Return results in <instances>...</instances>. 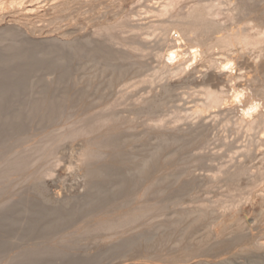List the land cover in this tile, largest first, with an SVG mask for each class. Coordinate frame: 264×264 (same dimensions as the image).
<instances>
[{"label": "rangeland", "instance_id": "rangeland-1", "mask_svg": "<svg viewBox=\"0 0 264 264\" xmlns=\"http://www.w3.org/2000/svg\"><path fill=\"white\" fill-rule=\"evenodd\" d=\"M25 1H28V0H25ZM56 1H58V0H56ZM56 1H55V3H56ZM68 1L70 3L67 2V0H64L63 2L65 4L69 3V5L70 4L72 5L71 2H74L75 0H73V1L68 0ZM83 1L85 2V0H81V1L78 0L79 3L80 2L83 3L82 7H81V5L79 6V7H81L79 10H80V12L82 11L84 14L87 13V15L81 14L83 16H81V18L79 17L80 20L78 19V21L76 22V24H77V25H75L76 27H72L71 29H70V27L66 28V27H68L66 25V21L62 20L61 18L58 17L64 23L59 19L57 21V19L54 18L55 16H52L50 9L45 8L46 5L43 4L44 6H41L42 3L38 4L37 2H35V3L31 2L32 3L31 4V3L25 2V3L20 5L21 7L15 6L13 8H10L9 10L5 9L2 12L0 11V61L2 60L0 62V68L4 67L5 61H7L5 65L8 66V64H10L9 61H12V63H15L16 60H18V61L24 60L25 55H26L25 53L27 51H28V53H32V54L35 53L37 58L41 59V60L38 59L40 61V63L42 62L43 64H49V63H51V61H54L52 63L63 61V62L68 64L71 61L70 64L67 65L68 67L65 64V67L68 70L70 69L69 71H67V76H66L67 82H66V78L64 79L61 76L63 78V80H65L63 82L62 78H60L59 73L55 74V71H53L51 69H47L44 67H41V69H40V67H39V69H38V67L35 68V69H38L39 71L35 70V69L32 71L33 76L32 75L30 76L31 82H30V79H29V82L27 79L26 82L23 81L24 83H22L23 88L19 87L20 93L22 95H24V97H21L22 95H20L19 90H18V92H16V94L19 93V95H17V98L18 97L19 98H18V100L16 99L18 101V102H16V101H14L15 100L14 97H16V94L10 93V95H12L11 97H9V94H8V99H10V100H8L9 102L8 101L7 102L9 104V106L11 104V106H10L11 109L6 108L4 111L6 114L3 112V114H5V119L9 120V119H11V118H9L10 116L13 117L14 115H17V113L19 114L21 111L22 112L26 111L28 109V105L30 104V103L27 104V102L30 101L31 104H34L37 102L35 100L39 99V98L38 99L35 98V96L41 97L44 95L43 96L44 99L41 98V100H38V103H40L39 101H41V102H42V100L48 101L50 98H53V102H52V99H50L49 102L54 103V100H55V104L60 105L58 113H57L58 115L56 116L60 120L58 121V119H57V121H56V119H54L55 124H56V122L57 123L59 122V124H60L61 121H63L61 123H64V124L66 123V121H67V123H70L71 121L75 122L76 120L79 119V117H83L82 122L84 124H81L82 122L79 124H76V125L72 124L73 126L70 127L71 130L72 129L78 130V128L79 129L81 128L80 126L87 128L90 125H93L94 122H96L97 120L110 119V117L114 118V117H116V115H117V117L122 116L123 118L125 116H127L126 119L132 120L133 123L136 124V125H133L134 128L132 126V131L131 132L129 131V135L131 137L135 136V138L133 137V140L135 139V141H138V142H134L133 147L131 146L132 147L131 149L130 148L127 149V150L130 149L127 152H130L131 150L134 151V152L129 153V154H131L130 157L133 159H135L138 156V150H140L141 148H144L145 146L148 147V149L144 148L145 150H151L149 147L152 148V151H154L153 150L154 147H156L155 149L159 148L160 147V145H159L160 141L163 142V139L166 140L167 136L169 137L168 138L169 140L167 139V141L171 140L174 142V140H176V142L177 141L179 142V143L177 142L178 143L177 150L179 151V146L182 143L192 140L193 137L198 136V134L201 132V133H204L206 135V137H205V135L202 134L201 135L202 139L205 138V139H207V141L204 140L202 142L203 144H200V145H202V146L204 145L206 147L203 148L201 146L202 148L200 147V149H203V150H200L199 147H197L198 145L196 143L195 145L193 144L194 146L191 145L193 147V149L190 146L191 150H193V151L190 150V152H188L189 151L188 150L186 153L189 156H191L190 159L188 158V160H189V162H191L193 164L192 172L194 174L193 173L191 174V178L189 176H187V174L185 173L186 170L184 171V169H183L184 173L182 171H180L181 173L175 172L176 173V176H175L174 171H176V170H174V169H177V168L173 167V165L171 166L167 161L162 165L165 167L161 168V171L158 175H156V173L148 174L150 176H146V179H143L141 182L146 181L145 183L148 182L149 184H151L153 181V182H155L157 189L156 188L154 189V191H155L154 195H151L152 192L149 193V195H151L152 197L145 195V197L147 196L148 198L145 199L143 197L145 200L144 199H142V200H144L145 205H147L149 207L148 209L151 210V213L153 212L152 209L154 207L158 206L157 210L155 209L153 213H155L156 215L158 214L159 216L157 215V217H159V218H155L156 216H154L155 220H154V222H151L152 223V225H151L150 221H153L152 219H153L154 214L152 215V219L150 220L149 218H151V214H150V216L147 214L150 211L147 212L145 209H142V211L145 210L144 212H147V213H145V214L142 213L144 216L142 214H140V218L143 216L142 220L146 221V219L149 216V218L147 220H150L149 225H148V221H146L147 222V225L145 224L146 227L143 226L144 222L142 220H140L139 217H137V212H136V217H135V213H133V211L137 210L135 208L136 205L139 206V204L141 203L142 200L140 201V203L138 200L135 201L136 205L132 202L133 203V204L131 203L132 206L129 204L130 209L133 213V214L131 213L130 216L133 217V220H136L135 218H138V220H136V221L138 222L139 226H143V227H142V229H141V227L139 229V227L137 226V222H136V226H135V224H134L135 222H134L133 223L134 225H131L132 227L135 226L134 229H132V230L129 229V228H131V226L128 228V230L130 231L128 233L129 234L131 233L130 235L125 234V233H127L125 231V233L122 232L119 235L113 236L114 237L113 240L111 238L112 236H109L110 237L109 238L107 235H110V234H106V232H104L102 229L95 231V232L93 231L92 232V233H94L93 235L91 232H90L91 234L88 233L90 235L81 234V229H82L83 224H86V226L88 224V226H90V227H91V225L94 226V223L96 225V222L100 219V216H98V215H101V216H103L104 214L109 215V213H104L105 210H106V212L111 211L110 212V214H111L114 212V208H115L116 213L115 212L114 213L116 216L118 215L117 210H120L121 212L123 210H125L127 206H124V204L122 203L123 208L125 207V209H121L120 206H122V205L119 203V201H121L119 199H118V202L116 201L120 205L119 209L117 208L118 205L117 206L114 205L116 203L114 201L115 199L110 200L112 203L107 202L101 208L102 210L101 209L95 210L94 212L90 211V213L87 211H84V212L82 211L81 214H78V216L70 219L65 224H63L62 227L58 228L57 230L49 232L48 234H47V232H45L44 233L45 236H38V235H34V234L31 235L30 234L29 236H27V238H24L22 235L26 231L25 229L27 227V224H29L28 222H30L29 219L31 218L30 217L32 214L31 211L33 210L32 207L34 208V210H35V208L37 209V211L35 210L36 212L40 211V209H41L40 212H42V208H43V212H44V210L46 211V209H47V211H49V212L52 211L51 216H53V215L55 216L56 215L55 212L58 211L61 207L63 208L64 206H67L70 204H79L80 205V203L85 200V199H83V198H85V197H83V195L86 192L88 193V191H90L89 189H91L92 187H90L91 181L87 180L84 177H81V170H80V173L76 172V170L74 172H71V170H66L64 167V164L62 163L58 167H55V169H53V172L51 171L50 174L49 173H48V175L46 174V177L37 180L38 182L37 181H32L33 183L31 181H30L31 183L27 182V184L26 183L24 184L25 186L23 185L24 189H23V186L17 187V191L13 190L11 192L12 194H10L11 195L10 197L12 198V199L10 198L11 202L9 200L8 201L9 203L8 202H7L8 204L6 203L7 206H9V207L14 206V207L9 208L6 205H3L4 209L0 208V213H4V216L2 214H1L2 216L0 215L2 218L4 217V219L0 218V220L1 219L2 220L11 219L12 215L15 217L18 216L17 218H15V219H18V221H16L17 223H15L14 226H10V225L0 226V246H1L0 249L2 250V251L0 250V264H17L14 260L16 259L17 256L20 255L21 252H26L27 248L29 250L33 249V250L38 251V254H36L33 257L24 259L20 264H47L50 261L54 264H60V263L64 264V261L66 260V258L68 259L69 257H70L69 258L70 260H76L77 259V260H80L81 262L83 261L84 264H147V261H149L148 262L149 264H159V263L160 264H189L188 260L191 257V255H192L193 261L190 259V264H206V263H203L205 260L208 262L207 264H220V263L221 264H223V263L224 264H264V216L262 214V213H264V203H263L264 201H262L263 197H264V193L262 191V190H264L262 188V187H264V183L261 182V184H260V182H259V183H257V185H258L257 187H255L256 184L254 186H252L255 188H258V187L259 188L258 189H252L253 190L252 193L249 194V192H251V190H250L251 186H249L248 180L247 179L244 180V178H245V177H243L244 175H239L240 177H237V175H235V174H238V172H239L238 167H240V165H241V169L242 168L243 169L249 168L248 170H249V175H250L251 174L250 172L253 171V173H254L255 166H257L258 163H260L259 157H261L262 154L264 153L263 152L264 147H262V146H264V145H262V143L264 144V142H263V140H264V134H263L264 133V130H263L264 124H262V126H263V128H262L261 123H259L260 126H259V128H257L258 122H259V118H257L258 119L257 123H256L257 126L256 125H253V126L259 130H257V129L255 130V128L253 129V127L251 128V129H253L252 131L248 130L249 128L248 129L244 128V127H247L246 124H245V126H243V123L241 121H239V124L236 123V122H238V120L236 118L239 119V116L236 117V115L233 114L236 112V114L238 115V112L235 108H231V110H233L232 111L233 116L229 117V119L227 117L232 115L231 112L229 113V111H228V109H230V108L218 109V110L214 109V111H213V109L211 111L208 110L209 112L208 113L206 112L207 114L204 113L205 115L203 114V116L200 115L202 113L198 114L199 112H197V114H196L197 110H193L196 107L195 105L196 104L198 105V101L204 100L203 99L204 97H202L203 96L202 93L204 90L202 91V89L205 87L204 83H206L208 85V79H209V84L211 83L210 85L213 86L214 89L219 90V88H220V90H222V91L229 90L230 87H232V85L236 82L235 81H233L234 83L231 81H229L230 83L228 82V80H227L228 79L227 78L228 73L226 72V70L220 71L218 69L219 70L218 71V70H216L217 68H215L214 66L213 67L215 68V70H214V68H212V66L211 67L209 66V68H208L205 64L206 62H204L205 61L204 59L197 60L198 62H195L196 64L192 63L193 65H191L190 67H189L190 63H188V65H186L187 66L186 68L183 67L182 64H180L181 67H183L182 71H181L180 66L172 65L173 66L172 67L170 65L171 67L168 68L167 65L162 64V63H164V60H165L164 59V55L166 52L165 50L169 47L168 43L172 42V44H174V38H173L174 37L173 36L174 31L169 32V35H171L170 33H172V35H171V36H173L172 38L169 35H168L169 38L166 37L167 35H164V38H163V30L162 29H159V31H160V33H162V35H160V33L158 34L159 31L156 28V27H158L157 26L158 19L155 16V13L153 14V12H152L150 14V10L152 8L155 9V7H156V5H155L156 1L155 0H147L148 3L146 2V0H138V2H137V0H135L137 3L134 0H127L124 2H123V0H118L119 4L116 2V0H114V1L111 0L112 2H114V4L117 3L116 6H114V7L112 6V8H111V5H114V4L110 0H106V1L104 0L105 1L104 3L102 0L101 1L96 0L97 2H95L94 0H91L92 2L89 0H86L85 4L88 1V4H86V5L84 4ZM208 1L213 2L214 0H208ZM215 1L218 2V0H215ZM219 1H224V0H219ZM243 1L242 0H237V1L236 0H229L230 5L232 3H233V5H235V3H236L235 6L231 5L230 6L231 8H233V9L237 8L238 10H240V12L238 10L236 11L238 13L233 12L234 11L233 10L232 12L234 14L227 11L229 5L228 6H225V5L218 6V8L221 7L220 11L218 10V8H216L214 10L215 13H213L210 17L208 16V18H210L211 21L213 23L215 22L216 24L212 25V27L209 26L210 28L207 27L209 29L199 27V29L200 28L201 29L197 30V34H196L195 38H197L201 42H204L202 40H205V42H206V39L212 40L213 38L215 39L217 37H220L222 35V30L224 31V29L235 28L234 27L235 24L232 22L234 20L240 21L242 23L243 22H246V23L250 22V23H248V25L246 24L247 27H246V25H244V27L249 28V29L253 28V27L255 28V25H258L261 22L260 21L261 16H262V18L264 17V15H261V13L264 11V4H263L264 0L263 1L262 0H243ZM110 2H111V4H110ZM241 2H243V3H241ZM254 2L256 3L255 5H257V6L253 5ZM259 2H261V3H259ZM75 3H76V1H75ZM99 3L101 4V6ZM245 3H247V6ZM94 4L95 5L99 4V5L97 6V8H95L94 12H88V10L90 8L89 6L90 5L93 6ZM130 4H133V5H130ZM134 4H136V5H134ZM145 4H146V6H145ZM259 4H261V5H259ZM87 5H89V6H87ZM95 5H94V7H95ZM118 5H119V7H118ZM129 5H130V8H129ZM237 5H238V7H237ZM251 5H253V6H251ZM108 6H110V8ZM85 7H86V9H85ZM117 7L123 13H120V11L118 10ZM144 7L146 9H144ZM253 7L254 8L256 7L255 9L258 8L257 9L258 11L255 10ZM105 8H106V11H105ZM113 8H114V11L117 10V12H115V14H114L115 16L111 15L114 11L113 12L111 11V14H109V12L107 11V9L110 11V9L113 10ZM131 8L133 11L130 10ZM252 8H253V10H252ZM128 10H130L131 12H129ZM146 10H149V11H147V13L149 12V14H145ZM127 11H128V13H127ZM102 12H104V13H102ZM251 12H254V13H251ZM98 13H99V15L101 14L102 18H101V16L100 17L97 16ZM116 13L119 17L121 15H125L127 13L129 15V18H127L128 21L126 20L125 24H127V26L125 29H123V28L114 29L115 33L114 32L113 33L115 34V36H114V40H113V39H110V37L108 35H105L103 33L102 34L99 33L98 31H100V32H102V31L96 30L95 28H97L96 25H99V24L101 26L111 25V23L114 22L113 20H116L119 18V17L115 18L117 16ZM138 13H139V15H138ZM230 13L234 16L233 17L234 20H232V21L229 20L230 15H231ZM95 15H96V17H95ZM128 15H127V17H128ZM236 15L237 16L239 15V16L237 17ZM130 16H132V17L130 18ZM258 18H260V19L258 20ZM97 19H98V23L95 24L97 22ZM125 19H124V21H125ZM154 19H156V20H154ZM99 20H101L100 23H99ZM109 20L111 23L109 22ZM256 20H258L257 24H255ZM60 21H61V23H60ZM135 21H136V23H135ZM89 22H90V24H87ZM92 22H94V23H92ZM29 23H30V25H29ZM128 23H129V25H128ZM151 23H152V25H150ZM78 24H79V27H78ZM82 24H83V26H82ZM92 24L94 27L91 26ZM64 25H65V27H64ZM148 25H149V27H148ZM80 26H82V27H80ZM150 26L152 27V29L156 28L157 30L156 31H155V29L152 30ZM216 26H217V28H216ZM127 27L129 28V30ZM135 27L140 28L142 32H143V29L146 27L147 28V29H145L146 33H145V31L143 33H141V31L139 29H136ZM39 28H42V29H39ZM158 28H160V27H158ZM92 29H94L98 34L95 33L94 30H92ZM119 29L123 30L122 31L123 34H121V31H119ZM204 29H205V31H204ZM130 30H132L131 32H129V33H131V35H127L128 33H126V34L124 33V32H128ZM138 30H139L140 35L137 33ZM150 30H152V32H150ZM91 31H93V32H91ZM250 31L254 32V30H250ZM45 33H48V34H46L47 36L45 35ZM49 33H51V34L49 35ZM73 33H74V36L73 35L71 36V34H73ZM68 34H69V36H68ZM83 34H85V35H83ZM99 34L104 35V36H101ZM144 34H145V39H143ZM167 34H168V32H167ZM148 35L151 36V37L149 36L151 39L150 38L147 39ZM123 36L126 39L125 38L122 39ZM133 36H135V37H133ZM104 37H106V38H104ZM193 37H194V35H193ZM87 38H88V40H87ZM135 38H137V39H135ZM82 39L87 42L86 43L87 48H84V49L79 48L80 45H82V43L84 42ZM98 39H100V40H98ZM164 39L167 41V43ZM91 40H92V42H91ZM105 40H106V42L108 40V42L107 43L104 42ZM26 41H27V44H26ZM70 41L72 44L70 43ZM77 41H79V42H77ZM142 41H145V43L143 44ZM13 42L15 43V45L13 44ZM39 42H41L42 44ZM127 42H129V43H127ZM23 43L25 45H23ZM61 43H63V44L61 45ZM90 43L93 45H96V46L100 44L99 47L102 45L103 49H105V50H106V47L108 46L106 51L109 54L111 53V55L115 54L116 56L121 57L119 59H120V62L121 61L123 62V64L120 63L119 60H117L115 63V64H117L116 65L117 67H115V68H117L118 70L111 68L112 70H116L120 73H123V76H122V74L119 75V79L116 81L117 83L112 82V77H113L112 72L113 71L109 67L107 68L106 59L101 58L97 54H96L97 55V57H96V55H94L90 52V50H89V46H91ZM117 43L119 46L117 45V47H116L115 44H117ZM9 44L10 45L12 44L11 46H9V48L11 47L10 50H9V48L7 49V47H8L7 45H9ZM16 44H17V46H16ZM28 44H30V46ZM66 44H69V46H67ZM74 44H76V45H74ZM83 45H84V43H83ZM110 45H111V50L109 47ZM64 46H65V48H64ZM29 47H31V49H33V47H34V49H33L34 51L31 50ZM35 47H37V50L35 49ZM69 47H71V48H69ZM123 47L125 48V50H123L124 49ZM49 48H50V50H49ZM161 48H163V49H161ZM12 49L14 50L13 53L18 51V52H16L17 54L15 53L14 55H12L13 54L11 51ZM44 49L46 50L45 53H44ZM108 49H109V51H108ZM76 50H78V52ZM88 50H89V52H87ZM117 50H118V52H117ZM36 51H37V53H36ZM79 51H81V52H79ZM216 51H214V57H212L213 55H211V59H213V60H216V58L219 60L220 58H218V57L223 55L222 51H220L221 52L220 56H219V53H220L219 50H218V54ZM244 51H246V50H244ZM251 51H252L251 48L250 49L248 48L246 52H243V53H246L244 55L243 54H237V55L233 54L235 58H238L236 63L239 65V68L244 70L243 72H242V70L239 71L240 72L239 76H241V79L244 78V79H242L243 81L240 79L241 81H237L238 83H236V84H242V83L244 84V81L247 79H253V81L256 80L255 85H257V87L255 90L256 91H257V89L263 90L262 93L260 91H257V94H259V96L262 98V97H264L263 95L261 96V94H264V83H263L264 82V57H263L264 54H262L263 58L258 59L257 56L254 55L255 53H253ZM52 52L54 55H52ZM247 52H249V53H247ZM9 54H11V56ZM160 54H163V55L161 56ZM19 55L21 56V58ZM92 55H93V57H92ZM8 56H10V57H8ZM236 56H238V57H236ZM8 58H9V60H8ZM84 58H85V60H83ZM42 59L44 61H42ZM135 59H136V61H135ZM45 60L47 62H45ZM67 60H69V61L66 62ZM256 60H257V63H255ZM2 63H3V65H2ZM105 63H106V65H105ZM203 64H204V66H203ZM124 66L127 69H125V71L124 70L121 71L122 68L123 69L125 68ZM133 67H135V68L132 69ZM192 67L193 68L195 67L196 70H193ZM205 67H207L208 69ZM200 68H202V69H200ZM80 69H81V71H80ZM128 69H130V70L132 69V70L130 71ZM199 69L202 71H200ZM0 70H2V69H0ZM4 70H7L6 72H8L10 75H12V78H13V76H14V78L16 77L14 71L11 70V68L5 67L3 69V71ZM183 70H184V72H183ZM126 71H129V73ZM137 71H138V73H137ZM96 72H97V74H96ZM239 72H237V75ZM89 73H90V75H89ZM92 74H96V75H93V77H95V78L92 77ZM132 74L135 76L132 77ZM87 75H88V78H87ZM262 75H263V77H261ZM84 76H85V78H84ZM108 76H109V78H108ZM208 76H209V78H208ZM71 77L73 78V82L71 79H70L71 82L70 81L68 82L69 78H71ZM83 78H84V80H83ZM206 78H208V79H206ZM120 79L121 80L123 79L124 81H120ZM12 80H14V79H12ZM74 80H75V82H74ZM76 80L77 81L79 80L77 82L78 84L76 83ZM88 80L89 81L91 80V81L89 82ZM100 80L102 81V83L100 82ZM145 80H146V82H144ZM107 81H109V83L111 82L112 84L110 83V85H107ZM128 82H129V84H128ZM30 83H31V85H30ZM82 83L87 84L89 87H90V83H92L91 87H93V90H91V91H93V92H90V90H89L92 88H89V87L86 88L87 85L86 86L84 85L83 87H85V89H88V91H89L88 93H92L93 99H95L94 102L95 101L98 102V100H100L99 108L97 109L98 103L97 104L95 103L96 105L95 104L93 105L91 102L93 99H91V101H90L91 104H89V106L87 107V108H89V111H91V113L90 112L88 113L86 108H82L80 106H79L80 108L74 106L75 107L74 109H76V111L71 108L73 106L70 104V102L73 100L72 95L75 94L74 91L76 90L77 92L74 96V99L77 98V96H79V93L81 92L79 90H80V87H82L80 84H82ZM99 83H101V84H99ZM260 83H262V84H260ZM23 84H26V86ZM73 84H74V87L76 89L72 91V89H74ZM27 87H28V89L30 88L29 89L30 91L26 90ZM65 87H68L67 89H70L72 91V93L68 92V94L70 93L69 97H66V96H68V94L66 95L67 91H66ZM77 87H79V88H77ZM83 87L81 89L82 92L84 90ZM33 88H34V90H33ZM41 88L42 89L47 88L46 90L51 91L50 95H49V93H47L49 96L47 94L46 95L42 94L46 91L44 90L42 92ZM96 88H97V90H95ZM105 88L108 90H106ZM64 89H65V91H63ZM77 89H79V90H77ZM96 91H98L99 93L100 92L104 93V91H105V94L103 95V97H101L103 99L100 98L101 94L96 95V93H95ZM107 91H109V92H107ZM170 91H173L172 94L167 93ZM24 92H26V93L24 94ZM29 93H31V94L29 95ZM36 93L39 95L40 94H42V95L37 96ZM53 93L55 94L54 95L55 97L53 96ZM106 93H107V96H106ZM26 94H28V95H26ZM60 94H61V96H60ZM25 95H26V97H25ZM90 95L91 94H89V96ZM94 95L97 96V98H99V99L94 98L95 97ZM168 95H170L172 97L169 96V98H167ZM20 97H21V99H20ZM64 97H66V98H64ZM87 97H88V95H87ZM107 98H108V100H107ZM56 99H58V101ZM60 99H61V101H60ZM23 100L25 102H23ZM26 100H29V101H26ZM67 100H68V102H67ZM56 101H57V103H56ZM59 101L62 103H59ZM101 103L103 106L101 105ZM201 103H202V101H201ZM20 104H22V106L24 105V107H21L23 110L20 108ZM111 104H112V106H110ZM12 105H13V107H12ZM9 106H7V107H9ZM100 106L103 107L102 108L103 112H102ZM104 106H106V108H104ZM151 107H154V108H151ZM68 108L71 109V111ZM109 108L110 109L113 108V109L109 110ZM263 108H264V106H263ZM63 109H64V111H63ZM80 109H84L83 113L86 112L85 113L86 115L81 113ZM72 111H75V112L73 113ZM263 111L264 110L262 109V112ZM193 112H194V114H193ZM24 113L25 112H23L21 114H24ZM43 113H44V110L42 108V110L39 109V114L36 115L37 117L35 116V117L25 118V119H34L35 120V121L30 120L32 122L28 121L29 123L26 124L27 126L25 128H27L30 133L28 132L27 129L24 128V130H26L29 133V134L27 133L29 135V137H30V135L31 136L34 135V132H35V135H34V137H30L32 139V141H31L27 135L23 134V131L21 132V134H22L21 136H20V134H18L17 135L18 139H19V137H20V139L28 137L29 141H31V142L27 143L26 141H28V140L24 139L26 141H22L19 139L18 145H16L17 150H18V147H19V151H20V148L24 149V146L26 148L36 147L41 142V141H39L40 136L44 135L45 133L53 132L52 129H54V125H55V124L53 125V121L52 122L47 121V122H49V124H46V121H42V122L40 121V119H42L41 114H43ZM107 113H109V115H107ZM95 114H98V115L96 116ZM222 114H223V117H222ZM2 116H4V115H2ZM84 116H85V119H84ZM98 116H100L101 118L99 119ZM104 116L107 118H105ZM56 117H52V118H56ZM135 117H137V118H135ZM224 117L227 119H225ZM232 117H236L235 120ZM221 118L223 119V123L221 121L222 120ZM2 119H4V117ZM95 119H96V121H95ZM135 119H137L136 121H138V122H136ZM159 120H160V122H159ZM225 120L226 121L228 120L227 122H225L226 125L224 124ZM36 121L37 122L39 121L41 123V125H42V123H44V125H42V126H44L46 129L43 131H46L47 129H48V131L45 133H42L43 128H41V125L40 126L37 125L39 122L37 123ZM263 121H264V118H263ZM260 122H262V119H260ZM33 123H34V127L32 126ZM240 123H242L241 126H240ZM59 124H58V126H56L57 129H55L54 132L59 129V127H60ZM87 124H89V125L86 126ZM202 126H203V128H202ZM61 127H62V124H61ZM147 127H148V129H147ZM40 128H41V130H40ZM260 128L263 130L262 133L260 131ZM36 129L37 130L39 129L38 130L39 133L41 131V133H40L41 135L39 137L37 136L38 133H37ZM133 129H134L135 133H133ZM194 130L196 132L200 131V130L201 131L197 132L198 133L197 134ZM162 131H164V133ZM205 131H206V133H205ZM8 132H6V133L8 134ZM191 132H194V133H191ZM24 133H25V131H24ZM159 133H161L164 137L165 136L166 137L164 138L163 136H161V134L159 136ZM260 133L263 135H260ZM165 134H167V135H165ZM178 134H180V135H178ZM191 134L193 135L192 139L190 137V136H192ZM173 135H175V136H173ZM143 136H145V137H143ZM137 137H138V139H136ZM42 138H43V136H42ZM145 138H147L148 140ZM170 138H174V139L172 140ZM185 139H187V140H185ZM67 140L68 139H66V141L62 140L61 142H59L60 144L57 143V144H55V146L53 145V147H56L55 148V153H56L55 156H57V154H59L58 157L61 155L62 156L64 155V157H66V155L69 152L70 145L75 143V141H73V143H71L69 140H68L69 141V143H68ZM70 140H72V139H70ZM139 140L143 141V143H140L141 141H139ZM165 140H164V142H165ZM180 140L182 142H180ZM260 140H262V142ZM20 141H22V142L19 143ZM144 141H145V144H144ZM151 141H154V142H151ZM229 141H230V143H229ZM32 142H35L36 144H33ZM22 143H24L25 145ZM67 143H68V145H67ZM76 143H78V142L76 141ZM151 143H152V145H154V147L151 145ZM204 143H206L207 145ZM20 144H22V146ZM80 144H82V142L81 143L79 142V144H74V145H76V147L79 148ZM148 144H150V145H148ZM176 144L175 145L173 144L174 146L172 145L173 148L174 147L176 148V146H177ZM31 145H33V147ZM64 145H66L67 148ZM136 146L137 147L139 146V147L137 148ZM208 146H210V147H208ZM53 147H51L52 148L51 153H52V151L54 152ZM59 147H62V149H60ZM194 147L198 148V149L195 150ZM171 150L168 151L169 153H167V155L168 154H169V156L172 155ZM174 150H176V149H174ZM174 150H172V153L174 152ZM198 150H199V152H198ZM55 153H52V154H55ZM132 153H134V154L132 155ZM206 153H208V154H206ZM214 154H215V157H214ZM200 155L202 156V159L198 160V158L200 159V157H201ZM133 156H135V157H133ZM189 156H187V157H189ZM195 156L197 159L195 158ZM206 157H208V158H206ZM204 158L206 160H204ZM244 158H245V160H244ZM220 159H221V162H220ZM222 159H224V160H222ZM261 159H263V156ZM192 160H193V162H192ZM196 160L199 163H197ZM194 161L196 163H194ZM209 164H210L211 168H210ZM261 165L264 167V160L261 161ZM234 167H235V170L238 169V170H236L238 172H236L234 170ZM166 169H167V171H166ZM194 169H195V171H194ZM216 169H217V171H218V169L220 171L216 173V171H215ZM228 169H231V170H228ZM164 170L166 171V173H164L165 172ZM168 170H172L173 172L169 171L170 172L169 173ZM210 170H212V172H215V174L211 173ZM246 170H245V176L248 175ZM227 171H228V173L230 171L229 175H228ZM255 171H256V169H255ZM224 172H225V174H223V175L227 174L226 177L222 175V173H224ZM166 174H169L172 177L174 175L175 176L174 178H176L178 176L175 179L178 182L177 181L175 182L174 179H172L174 182H172V180H171L170 183H168V188H167V186H166V188H164L165 184L161 179L163 178L162 176H164V178H165V176H169ZM184 174H186L187 177H184L185 176ZM154 175H156V176H154ZM159 175H162V176L159 177ZM179 175H181V176L179 177ZM212 175H214V177H212ZM215 176L218 179L217 182L213 181L215 179ZM230 176L232 177V179H229ZM12 177L14 179L15 175H12L8 178L9 184H13V183H15L14 181H17L16 179L13 180ZM211 177H212V179H208ZM152 178H154V179H152ZM155 178H157V179H155ZM237 178L239 179L238 183H237V181H238ZM158 180L163 185L161 187L162 189H160L161 184ZM189 180L190 181L193 180L194 182L192 181L191 183H189L190 182ZM181 181H182V183H181ZM185 181H189V182H185ZM94 182H96V180H92V183H94ZM99 182L100 181L98 180L96 183H99ZM211 182H213V183H211ZM92 183H91V185H92ZM145 183H140L141 186L139 185L138 190H140V189L143 190L144 188H146L148 183H147V185ZM26 185H28V186L26 187ZM249 187H250V189H248ZM170 188H171V190H169ZM141 190H140V192H142ZM160 190L162 191L161 193H160ZM165 190H167L166 192H168V193L165 194ZM169 191L172 192V194ZM0 192H1V189H0ZM13 193H15L16 196H13ZM245 193H247V195ZM262 194H263V197H261ZM249 195H250V197L248 198ZM164 196L166 198V201H163V200H165V198L163 199ZM170 196L172 198H170ZM160 198H162V201L160 200ZM40 199L42 201H40ZM260 199H262V200H260ZM80 200H83V201H80ZM157 201H160V202L157 204ZM28 202L30 204H32L30 207L32 210L29 208L31 211L29 209H26V208H25L26 210H23V208L26 207V205H28V206L30 205ZM155 202L157 205L155 204ZM34 203H35L36 207L33 206ZM36 203H38V207H37ZM39 203L41 206L43 205L42 208H40V209H39V207H40ZM153 204H155V206ZM152 205L154 206L153 208H152ZM15 206H17L18 209ZM19 206L21 207L22 211H20L21 209H19ZM58 207H59V209H58ZM131 207L134 210H132ZM142 207H144V206H142ZM5 208L6 209L8 208V210L10 209L11 212L7 210L8 212L5 213V210H6ZM49 208L51 210H48ZM52 208H54V211ZM56 208H57V210H56ZM128 208H129V206L127 207V209ZM144 208H147V207H144ZM138 209H139V207H138ZM198 209H200L202 214L204 213L205 216L202 215ZM1 210H3V211L1 212ZM128 210H127V212H128ZM194 210H196V211H194ZM19 211L21 212V215H20ZM102 211H104L103 214L101 213ZM157 211H158V213H157ZM13 212H15V213L13 214ZM16 212H19V213H16ZM22 212H24V214ZM86 213H89V214H86ZM122 213H124V211ZM125 213H126V211H125ZM7 214L9 216H7ZM15 214H17V215H15ZM29 214H30V216H29ZM129 214H130V210H129ZM129 214L127 213V215H129ZM146 214L148 216H146ZM111 215H114V214H111ZM125 215H124V217H125ZM190 215H191V217H190ZM201 215L206 220V227L201 228L199 231L200 226H198V224H196V223L198 222V219L201 218ZM188 216H189V218H188ZM6 217L7 218L10 217V218L6 219ZM96 217L98 220H94ZM186 217H187L188 221H186L187 220ZM156 219H158V220H156ZM139 220L142 223H139ZM168 220H170V221L172 220L171 222L170 221L169 222L172 224L173 229H174V227L176 228L177 239L179 240V242H180V239L183 238L182 237L183 233L187 229L189 230V227L192 226L193 230L188 235L189 236L188 238L191 239V242H189L190 239L189 240L187 239L188 242L186 241L187 242V243L185 242L186 244L181 243V244H178L176 246L162 245V246L158 247L156 249V251L148 252L146 254L145 253L146 249H144V245L147 246V244L150 240H152V242H154L156 240V236L159 237L160 234L163 235V233H166V231L168 234L169 230L171 229L170 225L168 224ZM193 220H195V221H193ZM186 222H188V223H186ZM173 223H174V225L176 224L177 226H174ZM179 223H180V226H179ZM192 223H193V225H192ZM167 224H168V227L166 228ZM23 225H24V227H23ZM186 225H187V227H186ZM196 225L198 226V228L196 227ZM135 228H138L137 229L138 231ZM207 228H208L207 231L209 233H210V231H212V236L210 234L211 238L208 237L209 233L206 231ZM27 229H28V227H27ZM166 229H168V230H166ZM183 229H184V232H183ZM204 229H205V233H204ZM205 234L208 235L207 237L209 239L205 238L206 237ZM120 235H121V237H120ZM164 235H166V234H164ZM178 235L179 236L181 235V238H179ZM186 235H187V233H186ZM184 236H185V233H184ZM106 237H108V238H106ZM115 237H118V238H115ZM109 241H110V243H109ZM177 242H176V244H177ZM117 244H119V245H117ZM141 245L143 246L144 252H143L142 248L139 250ZM199 246H200V249H198V250H201V247H202L203 253H201L199 256H196L199 254L200 251L198 252V254H195L194 251L197 250V247L199 248ZM194 247H195V250H193ZM45 249H49L53 253L52 257H44L40 254V252L44 251ZM116 249H118V250H116ZM192 251L194 253V256H196L195 258H193V254H191ZM219 251L220 252L222 251V252L220 253ZM57 252L66 253L65 254L66 257L63 256V258H61V257L58 258V256L56 255ZM185 252L187 254L190 252L188 254L189 256L185 255L186 254ZM18 253H19V255H18ZM181 254L184 256H182ZM180 255H181V258L184 260V263H182L183 261L181 262V260L179 261ZM53 256H54V258H53ZM55 257H57L56 260H55ZM149 257H151L152 259H149ZM186 258L188 259L187 262H186ZM153 259H154L155 263H154V261H152ZM173 260L174 261L176 260V261L173 262ZM170 261H172V262H170ZM179 262H181V263H179ZM197 262H199V263H197Z\"/></svg>", "mask_w": 264, "mask_h": 264}, {"label": "bare ground", "instance_id": "bare-ground-1", "mask_svg": "<svg viewBox=\"0 0 264 264\" xmlns=\"http://www.w3.org/2000/svg\"><path fill=\"white\" fill-rule=\"evenodd\" d=\"M54 1V2H53ZM55 1L56 0H28V1H25V0H0V11L2 12L3 10H5V9H10V8H13V7H18V6H20L21 4H23V3H25V2H28V3H35V2H37L38 4H41L42 3V5L41 6H44V5H46L45 6V8H47V9H50V12L52 13V16H55L54 18H56L57 19V21H58V19L59 18H61L62 20H64V21H66V25L68 26V27H66V28H69L70 27V29L72 28V27H76L75 25H77L76 24V22L78 21V19H79V17L81 18V16H83V15H81V14H84L82 11L80 12V8L82 7V5H83V3H79L78 2V0H75L76 1V3H75V1L74 2H71L72 3V5L70 4L69 5V1L67 0V2H69L68 4H65L63 1L64 0H58V1H56V3H55ZM73 1V0H72ZM81 1V0H80ZM89 1H91V0H89ZM95 2H97L96 0H94ZM101 1V0H100ZM103 1V3L106 1H104V0H102ZM111 1V0H110ZM112 1H114V0H112ZM111 1V2H112ZM124 1H127V0H123V2ZM135 1V0H134ZM156 1V3H155V5H156V7H155V9H151L150 10V14L153 12V14L155 13V16L157 17V19H158V24H157V26L158 27H160V28H158V27H156L157 29H158V31H159V29H162L163 30V38H164V35H167L166 37L167 38H169L168 37V35H169V32H171V31H174V34H173V36H171L172 35V33H170L171 35H169V36H171V38L173 37L174 38V44H172V42H170V43H168L169 44V47L165 50L166 52H165V55H164V63H162L163 65H167L168 66V68L169 67H171L172 65H177V66H180V68H181V71H182V68L183 67H187L186 65H188V63H190L189 64V67L191 66V65H193L192 63H194V64H196L195 62H198L197 60H199V59H204L205 61L204 62H206L205 64H206V66L209 68V66L211 67L212 66V68H217L216 70H220V71H225L226 70V72L228 73V82L229 81H231V82H233V81H235L236 83H238L237 81H241L242 79H244V78H242L241 79V76H239V74H240V72L239 71H241L242 70V72L244 71L243 69H241V68H239V65L236 63V61L238 60V58H235L234 57V55L236 54H246V53H243V52H246L247 51V49L249 48H251V52H253V53H255L254 55L255 56H257V58L258 59H261V58H263L262 57V54H264V17L262 18V16H261V22L258 24V25H255V28L253 27V28H245L244 27V25H248V23H250V22H248L247 20V22L248 23H246V22H240V21H236V20H234V16L231 14V13H233V12H235V13H238V12H236L238 9L236 8H231L230 6L231 5H233V3L230 5V2H229V0H224V1H219L218 0V2H216L215 0L213 1V2H210V1H206V0H155ZM237 1V0H236ZM243 1V0H242ZM263 1V0H262ZM84 2V1H83ZM85 2H86V0H85ZM85 2H84V4H85ZM92 2V1H91ZM94 2V3H95ZM111 2H110V4H111ZM116 2L118 3V0H116ZM136 2V1H135ZM137 2H138V0H137ZM136 2V3H137ZM146 2H147V0H146ZM244 2V1H243ZM243 2H241V3H243ZM31 3V4H32ZM74 3V4H73ZM113 4H114V2H112ZM117 3H115L114 5H111V8H112V6L114 7V6H116V4ZM126 3V2H125ZM130 3V2H129ZM132 3V2H131ZM134 3V2H133ZM148 3V2H147ZM235 3V2H234ZM240 3V4H241ZM249 3V2H248ZM259 3H261V2H259ZM44 4V5H43ZM52 4V5H51ZM86 4H88V1H87V3ZM85 4V5H86ZM92 4V3H91ZM100 4V3H99ZM99 4H94L95 5V7H94V5L92 6V5H87V6H89L90 8H89V10H88V12H94L95 11V8H97V6L99 5ZM119 4V3H118ZM246 4V6H247V3H245ZM256 3L254 2V4L253 5H255ZM258 4V3H257ZM264 4V3H263ZM81 5V7H79ZM130 5H133V4H130ZM130 5H129V8H130ZM134 5H136V4H134ZM154 5V6H155ZM220 5H225V6H228L229 5V7H228V10L227 11H229V12H231L230 14V19L229 20H234V21H232L235 25H234V27L235 28H231V29H224V31L222 30V35L220 36V37H217V38H213L212 40L211 39H209V40H207L206 39V42H205V40H202V41H204V42H201L200 40H198L197 38H195L196 37V34H197V30H200L199 29V27H203V28H207V27H212V25H214V24H216L215 22L213 23L212 21H211V19L210 18H208V16L210 17L213 13H215L214 12V10L216 9V8H218V6H220ZM235 5H236V3H235ZM235 5H233V6H235ZM244 5V4H243ZM253 5H251V6H253ZM259 5H261V4H259ZM25 6V5H24ZM37 6V5H36ZM86 6V7H87ZM100 6H101V4H100ZM142 6V5H141ZM145 6H146V4H145ZM255 6H257V5H255ZM21 7V6H20ZM86 7H85V9H86ZM109 8H110V6H108ZM118 7H119V5H118ZM117 7V8H118ZM237 7H238V5H237ZM88 8V7H87ZM101 8V7H100ZM108 8V9H109ZM116 8V9H117ZM133 8V7H132ZM132 8L130 9L131 11H133L132 10ZM220 8L221 7H219L218 8V10L220 11ZM254 8V7H253ZM253 8H252V10H253ZM256 8V7H255ZM254 8V9H255ZM261 8V7H260ZM25 9V8H24ZM107 9V11L109 12V14H111V11L113 12L114 11V8H113V10L112 9H110V11ZM141 9V8H140ZM144 9H146L145 7H144ZM258 9V8H257ZM257 9H255V10H257ZM101 10V9H100ZM104 10V9H103ZM118 10H119V8H118ZM130 10H128L129 12H131ZM234 10V11H233ZM246 10V9H245ZM250 10V9H249ZM254 10V11H255ZM260 10V9H259ZM85 11V10H84ZM105 11H106V8H105ZM120 11V10H119ZM128 11H127V13H128ZM147 11H149V10H146V13L145 14H149V12L147 13ZM233 11V12H232ZM239 12H240V10H238ZM258 11V10H257ZM263 11V10H262ZM39 12V11H38ZM98 12V11H97ZM101 12V11H100ZM115 12H117V10L116 11H114L111 15H113V16H115L114 14H115ZM245 12V11H244ZM102 13H104V12H102ZM120 13H123V12H121L120 11ZM125 13V12H124ZM125 14V15H121L120 17L117 15V13H116V17L115 18H118V19H116V20H113L114 22L113 23H111L110 22V20H109V22L111 23V25H103V26H101L100 24L99 25H96V27L97 28H95L96 30H101L102 32H100V31H98L99 33H103V34H105V35H108L109 37H110V39H113L114 40V36H115V32H114V29H116V28H123V29H125L126 28V26H127V24H125L126 23V20H127V18H129V15L128 14ZM251 13H254V12H251ZM260 13V12H259ZM258 13V14H259ZM264 13V11L261 13V15H264L263 14ZM93 14V13H92ZM91 14V15H92ZM95 14V13H94ZM234 14V13H233ZM84 15H87V13L86 14H84ZM106 15V14H105ZM120 15V14H119ZM127 15H128V17H127ZM138 15H139V13H138ZM97 16H101V14L99 15V13H98V15ZM154 16V15H153ZM237 16V15H236ZM239 16V15H238ZM237 16V17H238ZM51 17V16H50ZM59 17V18H58ZM94 17V16H93ZM95 17H96V15H95ZM104 17V16H103ZM132 16H130V18H131ZM259 17V16H258ZM101 18H102V16H101ZM106 18V17H105ZM126 18V19H125ZM236 18V17H235ZM52 19V18H51ZM61 19H59V20H61ZM94 19V18H93ZM108 19V18H107ZM124 19H125V21H124ZM136 19V18H135ZM210 19V20H209ZM257 19V18H256ZM260 18H258V20H259ZM53 20V19H52ZM55 20V19H54ZM61 20V21H62ZM80 20V19H79ZM87 20V19H86ZM85 20V21H86ZM95 20V19H94ZM154 20H156V19H154ZM252 20V19H251ZM258 20H256V23L255 24H257V21ZM56 21V20H55ZM61 21H60V23H61ZM84 21V22H85ZM93 21V20H92ZM96 21V20H95ZM100 21L101 20H99V23H100ZM128 21V20H127ZM130 21V20H129ZM63 22V21H62ZM83 22V21H82ZM87 22V21H86ZM103 22V21H102ZM157 22V21H156ZM217 22V21H216ZM49 23V22H48ZM51 23V22H50ZM64 23V22H63ZM92 23H94V22H92ZM98 23V19H97V22L95 23V24H97ZM109 23V24H110ZM135 23H136V21H135ZM87 24H90V22L89 23H87ZM29 25H30V23H29ZM43 25V24H42ZM54 25V24H53ZM86 25V24H85ZM128 25H129V23H128ZM150 25H152V23L150 24ZM223 25V24H222ZM247 25H246V27H247ZM82 26H83V24H82ZM82 26H80V27H82ZM91 26H93V24L91 25ZM147 26V25H146ZM241 26V27H240ZM47 27V26H46ZM56 27V26H55ZM64 27H65V25H64ZM78 27H79V24H78ZM77 27V28H78ZM86 27V26H85ZM84 27V28H85ZM94 27V26H93ZM130 27V26H129ZM148 27H149V25H148ZM151 27V26H150ZM154 27V26H153ZM209 27V28H210ZM243 27V28H242ZM249 27V26H248ZM43 28V27H42ZM42 28H39V29H42ZM53 28V27H52ZM57 28V27H56ZM62 28V27H61ZM128 28V27H127ZM136 28V27H135ZM142 28V27H141ZM156 28H153V29H155V31L157 30ZM209 28H207V29H209ZM215 28V27H214ZM216 28H217V26H216ZM63 29V28H62ZM136 29H139L140 31H141V29L140 28H136ZM145 29H147L146 27L143 29V32L145 31ZM151 29H152V27H151ZM152 29V30H153ZM65 30V29H64ZM79 30V29H78ZM92 30H94V29H92ZM128 30H129V28H128ZM139 30H138V34L140 35V33H139ZM152 30H150V32H152ZM250 30H254V32H251ZM77 31V30H76ZM81 31V30H80ZM79 31V32H80ZM84 31V30H83ZM119 31H121V34H123L122 33V31L123 30H120L119 29ZM132 30H130V31H128V32H124L125 34L126 33H128L127 35H131V33H129V32H131ZM148 31V30H147ZM204 31H205V29H204ZM48 32V31H47ZM91 32H93V31H91ZM94 32L95 33H97L95 30H94ZM114 32V33H113ZM142 31H141V33H143ZM166 32V33H165ZM167 32H168V34H167ZM52 33V32H51ZM51 33H49V35L51 34ZM66 33V32H65ZM69 33V32H68ZM77 33V32H76ZM81 33V32H80ZM145 33H146V31H145ZM160 33V31L158 32V34ZM207 33V32H206ZM46 34H48V33H45V35ZM98 34V33H97ZM101 34H99V35H101ZM135 34V33H134ZM210 34V33H209ZM67 35V34H66ZM74 36V33L73 34H71V36ZM79 35V34H78ZM83 35H85V34H83ZM93 35V34H92ZM126 35V36H127ZM160 35H162V33H160ZM193 35H194V37H193ZM38 36V35H37ZM47 36V35H46ZM68 36H69V34H68ZM101 36H104V35H101ZM150 35H148L147 37V39H149L150 37H149ZM130 37V36H129ZM133 37H135V36H133ZM137 37V36H136ZM139 37V36H138ZM162 37V36H161ZM165 37V38H166ZM211 37V36H210ZM68 38V37H67ZM104 38H106V37H104ZM125 37L123 36V38L122 39H124ZM128 38V37H127ZM155 38V37H154ZM158 38V37H157ZM166 38V39H167ZM207 38V37H206ZM74 39V38H73ZM116 39V38H115ZM126 39V38H125ZM129 39V38H128ZM127 39V40H128ZM135 39H137V38H135ZM143 39H145V34H144V38ZM151 39V38H150ZM83 40V39H82ZM87 40H88V38H87ZM98 40H100V39H98ZM97 40V41H98ZM112 40V41H113ZM165 40V39H164ZM4 41V40H3ZM44 41V40H43ZM84 41V40H83ZM82 41V42H83ZM90 41V40H89ZM130 41V40H129ZM134 41V40H133ZM163 41V40H162ZM166 41V40H165ZM172 41V40H171ZM24 42V41H23ZM45 42V41H44ZM67 42V41H66ZM75 42V41H74ZM77 42H79V41H77ZM91 42H92V40H91ZM95 42V41H94ZM104 42H106V40L104 41ZM107 42H108V40H107ZM106 42V43H107ZM115 42V41H114ZM17 43V42H16ZM38 43V42H37ZM39 43H41V42H39ZM48 43V42H47ZM68 43V42H67ZM70 43H71V41H70ZM83 43H84V45H83ZM82 43V45H80V49H84V48H87V46H86V41H84ZM96 43V42H95ZM127 43H129V42H127ZM142 43L144 44L145 43V41H142ZM166 43H167V41H166ZM13 44L15 45V43L13 42ZM18 44V43H17ZM17 44H16V46H17ZM26 44H27V41H26ZM42 44V43H41ZM63 43H61V45H62ZM72 44V43H71ZM91 44V43H90ZM165 44V43H164ZM167 44V45H168ZM172 44V45H171ZM12 45V44H11ZM10 44L9 45H7L8 47H7V49L9 48V46H11ZM23 45H25L24 43H23ZM29 46H30V44H28ZM67 46H69V44H66ZM74 45H76V44H74ZM93 44H91V46H89V50H90V52L92 53V54H94V55H99L101 58H105L106 59V62H107V68L109 67L110 69L111 68H113V69H117V68H115V67H117L116 65L117 64H115L116 63V61L117 60H119V62H120V59L119 58H121L120 56L118 57V56H116L115 54H113V55H111V53L109 54L106 50H107V48H108V46L106 47V50L105 49H103V47H102V45L99 47V45H93ZM116 45V47H117V45H118V43L117 44H115ZM140 45V44H139ZM142 45V44H141ZM153 45V44H152ZM78 46V45H77ZM84 46V47H83ZM96 46V47H95ZM119 46V45H118ZM54 47V46H53ZM57 47V46H56ZM61 47V46H60ZM110 47V50H111V45L109 46ZM11 48V47H10ZM10 48H9V50H10ZM30 49H31V47H29ZM58 48V47H57ZM64 48H65V46H64ZM67 48V47H66ZM69 48H71V47H69ZM120 48V47H119ZM124 48V47H123ZM136 48V47H135ZM134 48V49H135ZM29 49V50H30ZM33 49H34V47H33ZM33 49H31V50H33ZM35 49L37 50V47H35ZM63 49V48H62ZM61 49V50H62ZM74 49V48H73ZM161 49H163V48H161ZM28 50V49H27ZM49 50H50V48H49ZM68 50V49H67ZM89 50L87 51V52H89ZM123 50H125V48L123 49ZM217 50V51H216ZM218 50H219V52L220 51H222L223 52V55H221L220 56V54H221V52L219 53V56L220 57H218V58H220L219 60L216 58V60H213V59H211V55H213L212 57H214V51H216L217 52V54H218ZM244 50H246V51H244ZM12 51V53H13V49L11 50ZM22 51V50H21ZM34 51V50H33ZM45 49H44V53H45ZM48 51V50H47ZM58 51V50H57ZM73 51V50H72ZM77 52H78V50H76ZM83 51V50H82ZM108 51H109V49H108ZM16 52H18V51H16ZM15 52V53H16ZM40 52V51H39ZM79 52H81V51H79ZM117 52H118V50H117ZM213 52V53H212ZM250 52V51H249ZM249 52H247V53H249ZM263 52V53H262ZM15 53H13L12 55H14ZM36 53H37V51H36ZM55 53V52H54ZM61 53V52H60ZM84 53V52H83ZM127 53V52H126ZM17 54V53H16ZM19 54V53H18ZM26 55H25V58H24V60H20V61H18V60H16L15 61V63H12V61H9L10 62V64H8V66L7 65H5L6 64V62L7 61H5V64H4V67H2V68H0V69H2V70H0V189H1V192H0V208H2V209H4V206L3 205H6V203L10 200V202H11V195L10 194H12L11 192L14 190H16L17 191V187H22L25 183L27 184V182H29V183H31L32 181H37V180H39V179H41V178H44V177H46V174L48 175V173L50 174V172L52 171L53 172V169H55V167H58L59 165H61L62 163L64 164V167H65V169L66 170H71V172H74L75 170H76V172H79L80 173V170H81V177H84V178H86L87 180H89V181H91V183H92V180H96V182L99 180L100 182L99 183H96V182H94V183H92V185H91V183H90V187H92L91 189H89L90 191H88V193L86 192L84 195H83V197H85V198H83V199H85L84 201L83 200H80V201H83V202H79L80 203V205L79 204H70V205H67V206H64L63 204V208L61 207L60 209H59V207H58V211H56L55 212V216L53 215V216H51V212H49V211H47V209H46V211L44 210V212H43V208H42V206L40 205V203H39V205H40V207H39V209L40 208H42V212H40L41 211V209H40V211H38V212H36L37 211V209L35 208V210H34V208L32 207V209L30 208L31 207V205L32 204H30L29 202V206L28 205H26V207H22L23 208V210H26V209H29L31 212H32V214H31V216H30V214H29V216L31 217L30 219H29V221L30 222H28L29 224H27V227H28V229H27V227H26V231L22 234L23 235V237L24 238H27V236H29L30 234L32 235V234H34V235H38V236H45V232H47V234L49 233V232H52V231H55V230H57L58 228H60V227H62L63 226V224H65L67 221H69L70 219H72V218H74V217H76V216H78V214H81L82 213V211L84 212V211H87V212H89L90 213V211L92 212H94L95 210H100L107 202H111L110 200H114L115 202L117 201L118 202V199L119 200H121V201H119V203L122 205V203L124 204V206H129V210H130V214H129V210L127 209V207H126V209H125V207L123 208V205L122 206H120L117 202V204L115 203L114 205H118L117 206V208L119 209V206H120V208L121 209H125V210H123L124 211V213H122L120 210H117V212H118V215L116 216L115 215V213H116V211H115V208H114V212L113 213H111V214H114V215H111L110 214V212L108 211V212H106V210H105V212L104 211H102L101 213L103 214V212L104 213H109V215H103V216H101V215H98V216H100V219L98 220L97 219V217L94 219V220H98L97 222H96V225H95V223H94V226H92L91 225V227L90 226H88V224H87V226H86V224H83V226H82V229H81V234H88V233H92L93 231L95 232V231H98V230H103L104 232H106V234H110V235H107L108 237L109 236H112L111 238H112V240L114 239V237L113 236H116V235H119L120 233H122V232H124L125 233V231L127 232V233H125V234H129L128 232H130L129 230H128V228L131 226V225H134L135 224V226H136V220H138V218H135L136 220H133V217H131L130 215H131V213H132V211H131V209H130V205H131V203L133 202L134 204H135V201H139V203H140V201L142 200V199H146V198H148L147 196H150V197H152L151 195H154V189L156 188V184H155V182H153L152 180V183L151 184H149L148 182V185H147V183H145V182H141L143 179H146V176H150V175H148V174H150V173H152V174H154V173H156V175H158L159 173H160V171H161V168L162 167H165V166H162L166 161L172 166L173 165V167H175V168H177V169H174L173 167V169L174 170H176V171H174L173 169V171H174V173L175 172H180V171H182L183 173H184V171H185V173L187 174V176H189L190 178H191V174L193 173L192 172V169H193V164L191 163V162H189V160H188V158L190 159V157L191 156H189L188 154H186L187 153V151L188 152H190V150H191V148H190V146L191 145H195L196 143H197V147H199V149H200V147L202 146V145H200V144H203L202 142L204 141V140H206L207 141V139H205V138H203L202 139V137H201V135L202 134H204V133H201L200 131L202 130H200V131H197V132H200L199 134H198V136H196V137H193V135L192 136H190L191 137V139H192V137H193V139L192 140H190V141H186V142H184V143H182L180 146H179V151L177 150V147H178V143L176 142V140H174V142L173 141H167V139L169 138L168 136L166 137L167 139L165 140V139H163V142L162 141H160V147L159 148H157V149H155L156 147H154V145H152V143H151V145L154 147V151H152V148L151 147H149L151 150H145L144 148H147L148 149V147H144V148H141L140 150H138V156L135 158V159H133V158H131L130 157V155L131 154H129L130 152H134V151H130V152H127V151H129L132 147H133V143L134 142H138V141H135V139L133 140V137L135 138V136H133V137H131L130 135H129V131L131 132L132 131V126L133 125H136V124H134L133 123V121L132 120H129V119H126V117L127 116H125L124 118L122 117V116H120V117H117V115H116V117H110V119H103V120H97L96 121V119H95V121L96 122H94V124L93 125H90L89 127H87V128H85V127H83V126H80L81 128L79 129L78 127V130H71V126H73L72 124H74V125H76V124H79V123H81L82 121H83V117H79V119L78 120H76L75 122H73V121H71L70 123H67V121H66V123L64 124V123H61V122H63V121H61L60 122V124H59V122L57 123L56 122V124L54 123V119H56V121H57V113H58V110H59V107H60V105H58V104H55V100H54V103H52L53 102V98H50V99H52V102L50 103L49 101H50V99L48 100V101H46V100H42V102L41 101H39L40 103H38V100H41V98L42 99H44L43 98V96H41V97H36L35 96V98H39L38 100H35V101H37L36 103H34V104H31V102L29 101V100H26V101H29V102H27V104H29L28 105V109L26 110V111H23V112H25L24 114H21V113H23L22 111L18 114L17 113V115H14L13 117L12 116H10L9 118H11V119H5V109L6 108H9V109H11L10 108V106H11V104H10V106H9V104H8V100H10V99H8V94H9V97H11L12 95H10V93H13V94H16V92H18V90H19V93H20V88L19 87H22V83H24V82H26V80L28 79V82H29V79H30V76L32 75L33 76V73H32V71L35 69V68H37L38 67V69H39V67H40V69H41V67H44V68H47V69H51V70H53V71H55V74L56 73H59V75H60V78H66V76H67V71H69L66 67H65V64H66V66L68 65V64H70V62L67 64V63H65V62H63V61H59V62H56V63H52V62H54V61H51V63H49V64H43L42 62L40 63V61L39 60H41V59H39V58H37V56H36V54L34 53V54H32V53H28V51L25 53ZM85 54V53H84ZM87 54V53H86ZM149 54V53H148ZM234 54V55H233ZM7 55V54H6ZM10 56H11V54H9ZM45 55V54H44ZM52 55H54L53 54V52H52ZM77 55V54H76ZM97 55H96V57H97ZM161 56L163 55V54H160ZM159 55V56H160ZM10 56H8V57H10ZM17 56V55H16ZM15 56V57H16ZM20 56V55H19ZM18 56V57H19ZM39 56V55H38ZM84 56V55H83ZM148 56V55H147ZM160 56V57H161ZM240 56V55H239ZM17 57V58H18ZM46 57V56H45ZM49 57V56H48ZM47 57V58H48ZM56 57V56H55ZM59 57V56H58ZM92 57H93V55H92ZM151 57V56H150ZM236 57H238V56H236ZM242 57V56H241ZM7 58V57H6ZM5 58V59H6ZM20 58H21V56H20ZM60 58V57H59ZM71 58V57H70ZM163 58V57H162ZM243 58V57H242ZM249 58V57H248ZM39 59V60H38ZM66 59V58H65ZM64 59V60H65ZM79 59V58H78ZM134 59V58H133ZM137 59V58H136ZM136 59H135V61H136ZM161 59V58H160ZM257 59V60H258ZM8 60H9V58H8ZM12 60V59H11ZM14 60V59H13ZM59 60V59H58ZM83 60H85V58L83 59ZM127 60V59H126ZM147 60V59H146ZM257 60H256V62L255 63H257ZM2 61V60H1ZM0 61V62H1ZM42 61H44L43 59H42ZM69 60H67L66 62H68ZM77 61V60H76ZM101 61V60H100ZM128 61V60H127ZM132 61V60H131ZM45 62H47L46 60H45ZM84 62V61H83ZM203 62V63H204ZM261 62V61H260ZM120 63H122L123 64V62L121 61ZM133 63V62H132ZM136 63V62H135ZM103 64V63H102ZM125 64V63H124ZM180 64H182V66L183 67H181V65ZM208 64V65H207ZM2 65H3V63H2ZM11 65V66H10ZM105 65H106V63H105ZM104 65V66H105ZM158 65V64H157ZM171 65V66H170ZM202 65V64H201ZM226 65H228V66H230V67H225ZM137 66V65H136ZM135 66V67H136ZM203 66H204V64H203ZM202 66V67H203ZM214 66V67H213ZM7 68V67H9V68H11V70H13L14 71V73H15V75H16V77L14 78V76H13V78H12V75H10L8 72H6L7 70H4L3 71V69L4 68ZM68 67V66H67ZM125 67V66H124ZM135 67H133L132 69H134ZM138 67V66H137ZM173 67V66H172ZM188 67V68H189ZM196 67V66H195ZM194 67V68H195ZM201 67V66H200ZM207 67H205V68H207ZM120 68V67H119ZM193 68V67H192ZM193 68V70H196V68L194 69ZM204 68V67H203ZM207 68V69H208ZM211 68V69H212ZM215 68H214V70H215ZM258 68V67H257ZM38 69H35V70H38ZM121 69V68H120ZM125 69H127L126 67L123 69H121V71L122 70H124L125 71ZM131 69V70H132ZM177 69V68H176ZM175 69V70H176ZM198 69V68H197ZM200 69H202V68H200ZM199 69V70H200ZM109 70V69H108ZM112 70V69H111ZM118 70V69H117ZM128 70H130V69H128ZM130 70V71H131ZM185 70V69H184ZM184 70H183V72H184ZM218 70V71H219ZM246 70V69H245ZM39 71V70H38ZM44 71V70H43ZM79 71V70H78ZM80 71H81V69H80ZM113 72H112V82H116L118 79H119V75L120 74H122V76H123V73H120V72H118V71H116V70H112ZM200 71H202V70H200ZM37 72V71H36ZM35 72V73H36ZM126 72H128L129 73V71H126ZM177 72V71H176ZM207 72V71H206ZM237 72H239L238 73V75H237ZM127 73V74H128ZM136 73V72H135ZM137 73H138V71H137ZM13 74V73H12ZM96 74H97V72H96ZM96 74H92V77H93V75H96ZM104 74V73H103ZM102 74V75H103ZM140 74V73H139ZM58 75V74H57ZM89 75H90V73H89ZM125 75V74H124ZM141 75V74H140ZM154 75V74H153ZM170 75V74H169ZM175 75V74H174ZM53 76V75H52ZM62 76V77H61ZM86 76V75H85ZM85 76H84V78H85ZM135 75H133L132 74V77H134ZM260 76V75H259ZM69 77V76H68ZM102 77V76H101ZM107 77V76H106ZM131 77V78H132ZM153 77V76H152ZM261 77H263V75L261 76ZM32 78V77H31ZM63 78H62V80H63ZM76 78V77H75ZM80 78V77H79ZM82 78V77H81ZM84 78H83V80H84ZM87 78H88V75H87ZM90 78V77H89ZM93 78H95V77H93ZM100 78V77H99ZM98 78V79H99ZM108 78H109V76H108ZM208 78H209V76H208ZM208 78H206V79H208ZM257 78V77H256ZM12 79H14V80H12ZM70 79L72 80V82H73V78L71 77V78H69V80H68V82L70 81ZM97 79V80H98ZM144 79V78H143ZM156 79V78H155ZM169 79V78H168ZM241 79V80H240ZM263 79V78H262ZM33 80V79H32ZM61 80V81H62ZM96 80V79H95ZM105 80V79H104ZM103 80V81H104ZM24 81V82H23ZM65 80H63V82H64ZM79 81V80H78ZM77 80H76V83L78 82ZM89 81V80H88ZM91 81V80H90ZM89 81V82H90ZM111 81V80H110ZM120 81H124L123 79L121 80L120 79ZM204 81V80H203ZM207 81V80H206ZM243 81V80H242ZM256 81V80H255ZM255 81H253V79H247V80H245L244 81V84L242 83V84H236V83H234L233 85H232V87H230V89L229 90H226V91H222V90H220V88H219V90H216V89H214L213 88V86H211L210 84H209V79H208V85L206 84V83H204L205 84V87L202 89V91H203V93H202V97H204L203 99L204 100H200V101H198V105L196 104H194L195 106V108L193 109V110H197L196 111V114H197V112H199L198 114H200V113H202V114H200L201 116H203V114L205 113V114H207L209 111H211L212 109H213V111H214V109H226V108H230V109H228V111H229V113L231 112V114H232V111L233 110H231V108H235L236 110H237V112H238V115L236 114V110L234 111L235 113H233V114H235L236 115V117L237 116H239V119L238 118H236V117H232V118H234V120H235V118L238 120V122H236V123H238L239 124V121H241L242 123H243V126H245V124H246V126L247 127H244V128H249L248 130H250V131H252L254 128H255V130L257 129V128H259V123H261V127L263 128V126H262V124H264V121H263V118H264V111L262 112V109L264 110V108H263V106H264V97H260L259 96V94H257V91H260L261 93H262V89L261 90H259V89H257V91L255 90L256 89V87H257V85H255L256 83H255ZM263 81V80H262ZM30 82H31V79H30ZM33 82V81H32ZM35 82V81H34ZM42 82V81H41ZM66 82H67V78H66ZM71 82V81H70ZM74 82H75V80H74ZM82 82V81H81ZM95 82V81H94ZM93 82V83H94ZM99 82V81H98ZM100 82L102 83V81L100 80ZM105 82V81H104ZM127 82V81H126ZM144 82H146V80L144 81ZM101 83H99V84H101ZM111 83V82H110ZM110 83H109V81H107V85H110ZM117 83V82H116ZM177 83V82H176ZM230 83V82H229ZM264 83V82H263ZM27 84V83H26ZM26 84H23V85H25L26 86ZM35 84V83H34ZM59 84V83H58ZM63 84V83H62ZM67 84V83H66ZM78 84V83H77ZM89 84V83H88ZM95 84V83H94ZM98 84V85H99ZM112 84V83H111ZM128 84H129V82H128ZM260 84H262V83H260ZM21 85V86H20ZM30 85H31V83H30ZM38 85V84H37ZM43 85V84H42ZM69 85V84H68ZM82 87L85 85H87V84H84V83H82V84H80ZM91 85H92V83H90V87L87 85L86 86V88L87 87H89V88H92V89H89L90 90V92H93V91H91V90H93V87H91ZM106 85V86H107ZM124 85V84H123ZM230 85V84H229ZM28 86V85H27ZM36 86V85H35ZM47 86V85H46ZM137 86V85H136ZM148 86V85H147ZM37 87V86H36ZM80 87V86H79ZM79 87H77V88H79ZM82 87H80V90L79 89H77V90H79V91H81L80 93H79V96H77V98H75L74 99V96H75V94H76V88L74 87V84H73V88L74 89H72V91L73 90H75L74 92H75V94L74 95H72L73 97H72V101L70 102V104L71 105H73L71 108L72 109H74L75 107L74 106H76V107H78V108H80V107H82V108H86L87 109V112L89 113H91V111H89V108H87L88 106H89V104H91V102H92V104L94 105L95 103L98 105V107H97V109L99 108V104H100V100H98V102H94V100L95 99H93V96H92V93H88L89 91H88V89H85V87H83V92H82ZM115 87V86H114ZM121 87V86H120ZM144 87V86H143ZM152 87V86H151ZM262 87V86H261ZM23 88V87H22ZM26 88V87H25ZM68 87H65V89H66V91H67V93H66V95L68 94V92H71L72 93V91L70 90V89H67ZM95 88V87H94ZM111 88V87H110ZM116 88V87H115ZM160 88V87H159ZM167 88V87H166ZM201 88V87H200ZM30 89V88H29ZM28 89V87H27V89L26 90H29ZM42 89V88H41ZM47 88H44V89H42L41 91L43 92L44 90L46 91V92H44V93H42V94H47V93H49V95H50V93H51V91H48V90H46ZM65 89L63 90V91H65ZM99 89V88H98ZM106 89V88H105ZM182 89V88H181ZM33 90H34V88H33ZM32 90V91H33ZM69 90V91H68ZM95 90H97V88L95 89ZM102 90V89H101ZM104 90V89H103ZM106 90H108V89H106ZM144 90V89H143ZM30 91V90H29ZM78 91V92H79ZM99 91V90H98ZM98 91H96L95 93H96V95L98 94V95H100L101 94V96H100V98L101 97H103V95L105 94V91H104V93L102 92H98ZM123 91V90H122ZM200 91V90H199ZM23 92V91H22ZM98 92V93H97ZM107 92H109V91H107ZM172 92L173 91H170V92H167V93H171L172 94ZM19 93H17L16 94V97H14L15 98V100L14 101H16V102H18L17 100H18V98H17V95H19ZM26 92H24V94H25ZM35 93V92H34ZM121 93V92H120ZM200 93V92H199ZM259 93V92H258ZM260 93V94H261ZM31 93H29V95H30ZM37 94V93H36ZM42 94H40V95H42ZM70 94V93H69ZM69 94H68V96H66L65 94V96L66 97H69ZM89 94H91L90 96H89ZM94 94V93H93ZM110 94V93H109ZM127 94V93H126ZM201 94V93H200ZM199 94V95H200ZM20 95H22L21 93H20ZM26 95H28V94H26ZM26 95H25V97H26ZM39 94H37V96H38ZM39 95V96H40ZM48 95V94H47ZM48 95V96H49ZM55 94L53 93V96H54ZM63 95V94H62ZM87 95H88V97H87ZM166 95V94H165ZM264 96V94H261V96ZM60 96H61V94H60ZM59 96V97H60ZM92 96V97H91ZM95 96V95H94ZM106 96H107V93H106ZM169 96L170 95H168L167 96V98H169ZM174 96V95H173ZM21 97H24V95H22ZM21 97H20V99H21ZM30 97V96H29ZM55 97V96H54ZM66 97H64V98H66ZM90 97V98H89ZM99 97V96H98ZM119 97V96H118ZM170 97H172V96H170ZM28 98V97H27ZM26 98V99H27ZM34 98V97H33ZM34 98V99H35ZM94 98H97V96H95ZM126 98V97H125ZM17 99V100H16ZM19 99V100H20ZM24 99V98H23ZM29 99V98H28ZM46 99V98H45ZM70 99V98H69ZM91 99H93L92 101H91ZM97 99H99V98H97ZM96 99V100H97ZM101 99H103V98H101ZM145 99V98H144ZM173 99V98H172ZM25 100V99H24ZM23 100V102H25ZM33 100V99H32ZM57 101H58V99H56ZM66 100V99H65ZM107 100H108V98H107ZM121 100V99H120ZM123 100V99H122ZM167 100V99H166ZM165 100V101H166ZM8 101V102H7ZM13 101V100H12ZM21 101V100H20ZM57 101H56V103H57ZM60 101H61V99H60ZM59 101V103H62V102H60ZM91 101V102H90ZM103 101V100H102ZM201 101H202V103H201ZM7 102V103H6ZM11 102V101H10ZM64 102V101H63ZM67 102H68V100H67ZM119 102V101H118ZM137 102V101H136ZM66 103V102H65ZM104 103V102H103ZM106 103V102H105ZM111 103V102H110ZM117 103V102H116ZM195 103V102H194ZM201 103V104H200ZM7 104V105H6ZM23 104V103H22ZM22 104H20V108L21 107H24V105L22 106ZM95 104V105H96ZM166 104V103H165ZM200 104V105H199ZM101 105H102V103H101ZM7 106H9V107H7ZM65 106V105H64ZM80 106V107H79ZM103 106V105H102ZM107 106V105H106ZM106 106H104V108H106ZM110 106H112V104L110 105ZM167 106V105H166ZM12 107H13V105H12ZM69 107V106H68ZM101 107V106H100ZM128 107V106H127ZM42 108H43V110H44V113L43 114H41V118L42 119H40V121L42 122V121H46V124H49V122H52L53 121V125H54V129H52L53 130V132H49V133H45V132H47L48 131V129L46 130V131H43V130H45L46 128L44 127V126H42V125H44V123H42V125H41V123L39 122H35L37 125H41V128H43L42 129V133H45L44 135H42L43 136V138H42V136H40L41 134V131H40V133L38 132V130H37V133H38V137H39V141H41L40 142V144L39 145H37L36 147H33V145H31L33 148H26L25 146H24V149H21L20 148V151H19V147H18V150L16 149L17 148V146L16 145H18V141H19V139H20V137H19V139L17 138V135L18 134H20V136L22 135L21 134V132L23 131V134L24 135H27L28 137H29V130L27 129V128H25L27 125L26 124H28L29 122H32V121H35L34 119H25V118H30V117H35L36 115H38L39 114V109H41L42 110ZM93 108V107H92ZM102 108L103 107H101V110H102ZM151 108H154V107H151ZM22 109V108H21ZM69 109V108H68ZM85 109V110H86ZM91 109V108H90ZM113 109V108H112ZM112 109H110L109 108V110H112ZM156 109V108H155ZM15 110V109H14ZM23 110V109H22ZM70 111H71V109H69ZM75 111H76V109H74ZM81 110V113H83V110L84 109H80ZM96 110V109H95ZM106 110V109H105ZM104 110V111H105ZM115 110V109H114ZM209 110V111H208ZM231 110V111H230ZM13 111V110H12ZM16 111V110H15ZM63 111H64V109H63ZM69 111V112H70ZM75 111H72L73 113L75 112ZM107 111V110H106ZM3 112L5 113V114H3ZM18 112V111H17ZM96 112V111H95ZM102 112H103V110H102ZM101 112V113H102ZM112 112V111H111ZM195 112V111H194ZM194 112H193V114H194ZM207 112V113H206ZM223 112V111H222ZM225 112V111H224ZM78 113V112H77ZM86 112H84L83 114L84 115H86L85 114ZM227 113V112H226ZM14 114V113H13ZM16 114V113H15ZM70 114V113H69ZM100 114V113H99ZM113 114V113H112ZM117 114V113H116ZM195 114V115H196ZM204 114V115H205ZM224 114V113H223ZM223 114H222V117H223ZM233 114L232 115H230V116H228L227 118L229 119V117H231V116H233ZM2 115H4V116H2ZM8 115V114H7ZM44 115V116H43ZM64 115V114H63ZM96 116L98 115V114H95ZM101 115V114H100ZM107 115H109V113H107ZM106 115V116H107ZM135 115V114H134ZM137 115V114H136ZM44 118H43V117ZM79 116V115H78ZM207 116V115H206ZM4 117V119H2ZM7 117V116H6ZM37 117V116H36ZM52 117H56V118H52ZM61 117V116H60ZM99 117V119L101 118L100 116H98ZM105 117V116H104ZM212 117V116H211ZM262 117V118H261ZM96 118V117H95ZM105 118H107V117H105ZM109 118V117H108ZM130 118V117H129ZM135 118H137V117H135ZM156 118V117H155ZM179 118V117H178ZM225 118V117H224ZM227 118H225V119H227ZM257 118H259V122H258V126L256 125V123H257ZM75 119V118H74ZM84 119H85V116H84ZM133 119V118H132ZM222 119V118H221ZM260 119H262V122H260ZM30 120H32V121H30ZM60 119H58V121H59ZM137 119H135V121H136ZM152 120V119H151ZM29 121V122H28ZM47 121H49V122H47ZM69 121V120H68ZM87 121V120H86ZM132 121V122H131ZM222 121V123H223V119L221 120ZM228 121V120H227ZM226 120L224 121V124L226 125V123L225 122H227ZM136 122H138V121H136ZM159 122H160V120H159ZM203 122V121H202ZM201 122V123H202ZM88 123V122H87ZM242 123H240V126L242 125ZM58 124L60 125V127H61V124H62V127L60 128L59 127V129L58 130H56L55 132H54V130L55 129H57V127L56 126H58ZM81 124H84L83 122L81 123ZM154 124V123H153ZM214 124V123H213ZM51 125V124H50ZM89 124H87L86 126H88ZM138 125V124H137ZM206 125V124H205ZM209 125V124H208ZM253 125H256L257 126V128L256 127H254ZM29 126V125H28ZM32 126L34 127V123L32 124ZM47 126V125H46ZM215 126V125H214ZM48 127V126H47ZM56 127V128H55ZM253 127V129H251ZM24 128L25 129H27L28 130V132L26 131V130H24ZM29 128V127H28ZM32 128V127H31ZM39 128V127H38ZM41 128H40V130H41ZM84 128V129H83ZM133 128H134V126H133ZM202 128H203V126H202ZM207 128V127H206ZM242 128V127H241ZM33 129V128H32ZM147 129H148V127H147ZM205 129V128H204ZM203 129V130H204ZM10 132H8V131ZM212 130V129H211ZM247 130V131H248ZM257 130H259V129H257ZM263 130H264V128H263ZM263 130L260 128V131H261V133L263 132ZM24 131H25V133H24ZM259 131V132H260ZM6 132H8V134L6 133ZM161 132V131H160ZM163 133H164V131H162ZM173 132V131H172ZM180 132V131H179ZM203 132V131H202ZM258 132V133H259ZM28 133V134H27ZM133 133H135V131H134V129H133ZM143 133V132H142ZM167 133V132H166ZM191 133H194V132H191ZM205 133H206V131H205ZM211 133V132H210ZM260 133V135H263V134H261ZM160 134L161 133H159V136H160ZM181 134V133H180ZM180 134H178V135H180ZM23 135V136H24ZM34 135H35V132H34ZM34 135H30V137H34ZM165 135H167V134H165ZM187 135V134H186ZM205 135V134H204ZM158 136V135H157ZM161 136H163L162 134H161ZM173 136H175V135H173ZM189 136V135H188ZM213 136V135H212ZM25 137V136H24ZM28 137L26 138H22V139H20V140H22V141H26V140H28L29 141V139L32 141V139L29 137V139H28ZM37 137V138H38ZM143 137H145V136H143ZM164 137V136H163ZM164 137V138H165ZM177 137V136H176ZM175 137V138H176ZM184 137V136H183ZM187 137V136H186ZM205 137H206V135H205ZM215 137V136H214ZM262 137V136H261ZM42 140H41V139ZM160 138V137H159ZM162 138V137H161ZM209 138V137H208ZM24 139H26V140H24ZM66 139H68L71 143H73V141H75V143L74 144H79V142L81 143L82 142V144H80L79 146V148H77L76 147V145H74V144H71L70 145V149H69V152H68V154L66 155V157H64V155L62 156H59L58 157V155L59 154H57V156H55L56 155V153H55V148L56 147H53V145L55 146V144H57V143H59V142H61L62 140H64V141H66ZM70 139H72V140H70ZM136 139H138V137L136 138ZM145 139H147V138H145ZM170 139H174V138H170ZM180 139V138H179ZM67 140V142L69 143V141ZM144 140V139H143ZM148 140V139H147ZM154 140V139H153ZM160 140V139H159ZM164 140H165V142H164ZM169 140V139H168ZM185 140H187V139H185ZM189 140V139H188ZM218 140V139H217ZM216 140V141H217ZM234 140V139H233ZM22 141H20L19 143H21ZM26 141L27 143H30L31 141ZM76 141L78 142V143H76ZM139 141H141V140H139ZM222 141V140H221ZM261 142H262V140H260ZM151 142H154V141H151ZM157 142V141H156ZM159 142V141H158ZM162 142V143H161ZM180 142H182L181 140H180ZM188 142V143H187ZM220 142V141H219ZM235 142V141H234ZM238 142V141H237ZM263 142H264V140H263ZM25 143V142H24ZM24 143H22V144H24ZM33 144H36L35 142H32ZM68 143H67V145H68ZM140 143H143V141H141ZM177 143V144H176ZM226 143V142H225ZM229 143H230V141H229ZM228 143V144H229ZM22 144H20L21 146H22ZM26 144V143H25ZM24 144V145H25ZM60 144V143H59ZM138 144V143H137ZM136 144V145H137ZM144 144H145V141H144ZM176 144L177 146H176V148L174 147L173 148V146ZM204 144H206V143H204ZM211 144V143H210ZM236 144V143H235ZM148 145H150V144H148ZM173 145V146H172ZM193 145V146H194ZM200 145V146H199ZM207 145V144H206ZM262 145H264L263 143H262ZM65 147H66V145H64ZM132 146V147H131ZM157 146V145H156ZM217 146V145H216ZM51 147H53L54 148V152L52 151V153H55V154H52L51 153ZM64 147V148H65ZM137 147V146H136ZM139 147V146H138ZM137 147V148H138ZM173 149H172V148ZM192 147V146H191ZM203 148L204 147H206V146H202ZM201 147V148H202ZM208 147H210V146H208ZM224 147V146H223ZM262 147H264V146H262ZM60 149H62V147H59ZM58 148V149H59ZM63 148V149H64ZM67 148V147H66ZM128 148H130L129 150H127ZM195 148V147H194ZM174 150V149H176V150H174V152L172 153V150ZM192 149H193V147H192ZM196 149H198V148H195V150ZM242 149V148H241ZM134 150V149H133ZM169 150H171V156H169V154L167 155V153H169L168 151ZM200 150H203V149H200ZM62 151V150H61ZM64 151V150H63ZM177 151V152H176ZM191 151H193V150H191ZM198 152H199V150H198ZM238 152V151H237ZM258 152V151H257ZM262 152V151H261ZM264 152V151H263ZM58 153V152H57ZM137 153V152H136ZM193 153V152H192ZM205 153V152H204ZM233 153V152H232ZM129 154V155H128ZM134 153H132V155H133ZM206 154H208V153H206ZM54 155V156H53ZM137 155V154H136ZM135 155V156H136ZM203 155V154H202ZM249 155V154H248ZM135 156H133V157H135ZM187 156H189V157H187ZM201 156V155H200ZM218 156V155H217ZM251 156V155H250ZM262 156H263V159H261L262 158ZM262 156L261 157H259V159H260V163H258V165L257 166H255V168H254V173H253V171L252 172H250L251 174L249 175V168L246 170L245 168L243 169H241V165H240V167H238V169H239V172L238 171H236V170H238V169H236L235 170V167H234V170L236 171V172H238V174H235V175H237V177H240L239 175H244L243 177H245L244 178V180L245 179H247L248 180V183H249V186H251V189H250V187L248 188V189H250L251 190V192H249V194L250 193H252V189H258V188H255V187H257L258 185H257V183H259L260 182V184H261V182L262 183H264L263 181H264V167L261 165V161L262 160H264V153L262 154ZM205 157V156H204ZM214 157H215V154H214ZM241 157V156H240ZM258 157V156H257ZM195 158H196V156H195ZM206 158H208V157H206ZM192 159V158H191ZM197 159V158H196ZM202 159V156L200 157V159L198 158V160H201ZM211 159V158H210ZM204 160H206L205 158H204ZM222 160H224V159H222ZM244 160H245V158H244ZM192 162H193V160H192ZM196 162H197V160H196ZM195 161H194V163H196ZM201 162V161H200ZM204 162V161H203ZM220 162H221V159H220ZM197 163H199V162H197ZM209 163V162H208ZM237 163V162H236ZM220 164V163H219ZM166 165V164H165ZM195 165V164H194ZM221 165V164H220ZM224 165V164H223ZM235 165V164H234ZM233 165V166H234ZM245 165V164H244ZM250 165V164H249ZM204 166V165H203ZM208 166V165H207ZM209 166H210V164H209ZM170 167V166H169ZM249 167V166H248ZM168 168V167H167ZM210 168H211V166H210ZM213 168V167H212ZM215 168V167H214ZM171 169V168H170ZM183 169H184V171H183ZM198 169V168H197ZM208 169V168H207ZM206 169V170H207ZM226 169V168H225ZM255 169H256V171H255ZM73 170V171H72ZM172 170H168V172L170 171H172ZM228 170H231V169H228ZM245 170H246V172L248 173V175H246L245 176ZM251 170V169H250ZM253 170V169H252ZM165 171V170H164ZM163 171V172H164ZM166 171H167V169H166ZM166 171L164 172V173H166ZM172 171V172H173ZM194 171H195V169H194ZM204 171V170H203ZM209 171V170H208ZM211 171V173H214L215 174V172H212V170H210ZM216 171V173L217 172H219L220 170L218 169V171H217V169L215 170ZM162 172V173H163ZM169 172V173H170ZM206 172V171H205ZM234 172V171H233ZM161 173V174H162ZM173 173V174H174ZM177 173V174H178ZM181 173V172H180ZM227 173H228V171H227ZM186 174H184L185 176L184 177H187L186 176ZM194 174V173H193ZM206 174V173H205ZM221 174V173H220ZM223 174H225V172L224 173H222V175ZM230 174V171H229V173H228V175ZM12 175H15V178L14 179H16L17 181H14L15 183H13V184H9L8 182H9V177L10 176H12ZM156 175H154V176H156ZM166 175H169V174H166ZM175 176H176V173L174 174ZM173 175V177L172 176H165V178H164V176H162V175H159V177L160 176H162L160 179L164 182V184H165V186H164V188H166V186H167V188H168V183H170V181L172 180V179H174V181L176 182L177 180H175L176 178H174L175 176ZM200 175V174H199ZM227 175V174H226ZM226 175H223V176H225L226 177ZM181 175H179V177H180ZM211 176V175H210ZM209 176V177H210ZM218 176V175H217ZM17 177V178H16ZM196 177V176H195ZM212 177H214V175H212ZM212 177L211 178H208V179H212ZM151 178V177H150ZM158 178V177H157ZM157 178H155V179H157ZM11 179V178H10ZM12 179H13V177H12ZM13 179V180H14ZM101 179V180H100ZM152 179H154V178H152ZM185 179V178H184ZM187 179V178H186ZM193 179V178H192ZM214 179V178H213ZM216 179V180H215ZM215 179L213 180L214 182L216 181H218V179H217V177L215 176ZM229 179H232V177L230 176V178ZM238 179V178H237ZM188 180V179H187ZM31 181V182H30ZM156 181V180H155ZM159 181V180H158ZM157 181V182H158ZM173 180H172V182H174ZM180 181V180H179ZM183 181V180H182ZM182 181H181V183H182ZM190 181V180H189ZM189 181H185V182H189ZM193 181V180H192ZM192 181H190L189 183H191ZM207 181V180H206ZM211 181V180H210ZM209 181V182H210ZM242 181V180H241ZM38 182V181H37ZM160 182V181H159ZM158 182V183H159ZM178 182V181H177ZM194 182V181H193ZM208 182V181H207ZM239 182V179H238V181H237V183ZM245 182V181H244ZM33 183V182H32ZM140 183H145L146 185H147V187L146 188H144L143 190H141L142 192H140V190H138L139 189V185H140ZM184 183V182H183ZM211 183H213V182H211ZM234 183V182H233ZM84 184V183H83ZM160 184H161V182H160ZM167 184V185H166ZM186 184V183H185ZM188 184V183H187ZM256 184V185H255ZM259 184V185H260ZM255 185V187H252V186H254ZM25 186V185H24ZM24 186H23V189H24ZM28 185H26V187H27ZM31 186V185H30ZM141 186V185H140ZM163 185L161 184L160 185V189H162L161 187H162ZM170 186V185H169ZM185 186V185H184ZM25 187V188H26ZM143 187V186H142ZM248 187V186H247ZM89 188V187H88ZM173 188V187H172ZM263 189H264V187H262ZM157 189V188H156ZM175 189V188H174ZM247 189V190H248ZM20 190V189H19ZM18 190V191H19ZM164 190V189H163ZM168 190V189H167ZM167 190H165V194L166 193H168V192H166ZM169 190H171V188L169 189ZM249 190V191H250ZM261 190V189H260ZM21 191V190H20ZM24 191V190H23ZM259 191V190H258ZM263 191V193H264V190H262ZM29 192V191H28ZM150 192H152L151 193V195H149V193ZM162 191L160 190V193H161ZM170 192V191H169ZM255 192V191H254ZM146 193V194H145ZM148 193V194H147ZM164 193V192H163ZM171 194H172V192H170ZM87 194V195H86ZM170 194V195H171ZM246 195H247V193H245ZM258 194V193H257ZM256 194V195H257ZM86 195V196H85ZM145 195H147L146 197H145ZM13 196H16L15 195V193H13ZM19 196V195H18ZM37 196V195H36ZM173 196V195H172ZM258 196V195H257ZM144 197V198H143ZM149 197V198H150ZM250 197V195L248 196V198ZM261 197H263V194H262V196ZM9 198V199H8ZM11 198V199H10ZM38 198V197H37ZM165 198V196L163 197V199ZM170 198H172L171 196H170ZM255 198V197H254ZM117 199V200H116ZM144 199V200H145ZM169 199V198H168ZM253 199V198H252ZM30 200V199H29ZM144 200H142L141 201V205L139 204V206L138 205H136V209L137 210H135V211H133V213H135V217H136V212H137V217H139L140 218V214H145V213H147L148 211H150V212H148L147 214L150 216V214H151V218H149V216L146 214V216H148V218L151 220L152 219V215H153V221H150V220H147L146 219V221H148V225L151 223V222H154V216H156L155 218H159V217H157V215L155 214V213H153L154 212V210L156 209L157 210V207H154L155 206V204H156V202H155V204H153L152 205V210H153V212L151 213V210L150 209H148L149 207L147 206V205H145V202H144ZM160 200L162 201V198H160ZM197 200V199H196ZM251 200V199H250ZM260 200H262V199H260ZM40 201H42L41 199H40ZM45 201V200H44ZM43 201V202H44ZM163 201H166V198H165V200H163ZM198 201V200H197ZM262 201H264V197H263V200ZM143 202V203H142ZM152 202V201H151ZM160 201H157V204L159 203ZM201 202V201H200ZM219 202V201H218ZM217 202V203H218ZM9 203V202H8ZM7 203V204H8ZM24 203V202H23ZM42 203V202H41ZM66 203V202H65ZM112 203V202H111ZM132 203V204H133ZM147 203V202H146ZM264 203V202H263ZM12 204V203H11ZM10 204V205H11ZM14 204V203H13ZM37 204V207H38V203H36ZM130 204V205H129ZM156 204V205H157ZM220 204V203H219ZM134 205V206H135ZM199 205V204H198ZM197 205V206H198ZM3 206V207H2ZM7 206V205H6ZM34 207H36L35 206V203H34V205H33ZM59 206V205H58ZM132 206V205H131ZM142 206H144V207H147V208H144V207H142ZM7 207H9V206H7ZM14 207V206H13ZM12 206H10L9 208H13ZM16 208H17V206H15ZM50 207V206H49ZM138 207H139V209H138ZM141 207V208H140ZM205 207V206H204ZM26 208V209H25ZM45 208V207H44ZM51 208V207H50ZM48 209V210H51V209ZM55 208V207H54ZM54 208H52L53 209V211H54ZM132 208V207H131ZM197 208V207H196ZM6 209V208H5ZM18 209V208H17ZM19 209H21V207L19 206ZM105 209V208H104ZM141 209V210H140ZM142 209H145L147 212H144V211H142ZM8 208L5 210V213H7L8 211H10V209L8 210ZM56 210H57V208H56ZM102 210V209H101ZM111 210V209H110ZM127 210H128V212H127ZM132 210H134L133 208H132ZM200 212H201V210L200 209H198ZM3 210H1V212H2ZM13 211V210H12ZM20 211H22V209L20 210ZM19 211V212H20ZM28 211V210H27ZM26 211V212H27ZM120 211V212H119ZM125 211H126V213H125ZM194 211H196V210H194ZM11 212V211H10ZM19 212H16V213H19ZM25 212V213H26ZM140 212V213H139ZM199 212V213H200ZM15 212H13V214H14ZM23 214H24V212H22ZM89 213H86V214H89ZM121 215H120V214ZM127 213L129 214V215H127ZM132 213V214H133ZM157 213H158V211H157ZM198 213V214H199ZM3 215L4 216V213H0V215ZM54 214V213H53ZM92 214V213H91ZM126 214V215H125ZM142 214V215H143ZM192 214V213H191ZM201 214H202V212H201ZM263 214V216H264V213H262ZM1 215V216H2ZM15 215H17V214H15ZM20 215H21V212H20ZM85 215V214H84ZM120 215V216H119ZM123 215V216H122ZM124 215H125V217H124ZM139 215V216H138ZM141 215V216H142ZM202 215H204V213L202 214ZM201 215V218L200 219H198V222L196 223V224H198V226H200V228H199V231H200V229L201 228H205L206 227V220H205V218L203 217ZM0 216V218H2ZM7 216H9L8 214H7ZM144 216V215H143ZM142 216V217H143ZM159 216V215H158ZM205 216V215H204ZM18 217V216H17ZM17 217H15V216H13L12 215V218L11 219H8V218H10V217H6V219H8V220H2V219H4V217L0 220V226H8V225H10V226H14L15 225V223H17L16 221H18V219H15V218H17ZM142 217L140 218V220H142ZM173 217V216H172ZM190 217H191V215H190ZM188 218H189V216H188ZM263 218V217H262ZM170 219V218H169ZM174 219V218H173ZM186 219H187V217H186ZM192 219V218H191ZM190 219V220H191ZM140 220H139V223H142V222H140ZM156 220H158V219H156ZM143 222H144V225L143 226H145L146 227V225H147V222L146 221H144V220H142ZM149 221H150V223H149ZM170 220H168V224L170 225V227H171V229L169 230V232H168V234H167V231H166V233H163V235L162 234H158L159 235V237H157L156 236V240L154 241V242H152V240H150L149 242H148V244H147V246H145L144 245V249H146V251H145V253L147 254L148 252H154V251H156V249L158 248V247H160V246H162V245H170V246H176V245H178V244H181V243H185L186 241H187V239L189 240L190 238H188L189 236V234L192 232V226L191 227H189V230L187 231H185L184 232V229H183V232L185 233V236H184V233H183V235H182V237L183 238H181V235L179 236V238H181L180 239V242H179V240L177 239V231H176V228L174 227V229H173V227H172V224L169 222ZM174 221V220H173ZM186 221H188V219L186 220ZM193 221H195V220H193ZM135 222V223H134ZM146 222V223H145ZM167 222V221H166ZM175 222V221H174ZM190 222V221H189ZM134 223V224H133ZM186 223H188V222H186ZM263 223V222H262ZM146 224V225H145ZM155 224V223H154ZM168 224H167V226H166V228L168 227ZM30 227H29V226ZM151 225H152V223H151ZM166 225V224H165ZM164 225V226H165ZM173 225H174V223H173ZM192 225H193V223H192ZM261 225V224H260ZM134 226V227H135ZM137 226L139 227V229H140V227H141V229H142V227L143 226H139V224H138V222H137ZM174 226H177L176 224L174 225ZM179 226H180V223H179ZM189 226V225H188ZM198 226L196 225V227L198 228ZM23 227H24V225H23ZM134 227H132L131 226V228H129V229H134ZM186 227H187V225H186ZM165 228V227H164ZM136 230L138 229V228H135ZM128 230V231H127ZM166 230H168V229H166ZM182 230V229H181ZM208 230V228L206 229V231ZM138 231V230H137ZM159 232V231H158ZM195 232V231H194ZM193 232V233H194ZM208 232V231H207ZM206 232V233H207ZM90 233V234H91ZM186 233H187V235H186ZM204 233H205V229H204ZM209 233V232H208ZM207 233V234H208ZM214 233V232H213ZM46 234V235H47ZM54 234V233H53ZM90 234H88V235H90ZM94 233H92V235H93ZM105 234V235H106ZM131 234V233H130ZM129 234V235H130ZM164 234H166V235H164ZM210 234H211V236H212V231H210V233L208 234V235H206V237L205 238H211V236H210ZM126 235V236H127ZM157 235V234H156ZM145 236V235H144ZM208 236V237H207ZM108 237H106V238H108ZM120 237H121V235H120ZM185 237V238H184ZM32 238V237H31ZM110 238V237H109ZM115 238H118V237H115ZM208 238V239H209ZM101 239V238H100ZM116 240V239H115ZM143 240V239H142ZM133 241V240H132ZM178 241V242H177ZM206 241V240H205ZM146 242V243H147ZM176 242H177V244H176ZM188 242V241H187ZM186 242V243H187ZM189 242H191V239H190V241ZM204 242V241H203ZM202 242V243H203ZM208 242V241H207ZM109 243H110V241H109ZM127 243V242H126ZM185 243V244H186ZM175 244V245H174ZM206 244V243H205ZM117 245H119V244H117ZM201 245V244H200ZM202 246V245H201ZM206 246V245H205ZM135 247V246H134ZM203 247V246H202ZM202 247H201V250H198V249H200V246H199V248L197 247V250H195V247L193 248V250H195L194 252H195V254H198V252H199V254L198 255H196V256H199L201 253H203L202 252ZM0 248H1V246H0ZM111 248V247H110ZM142 248V250H143V252H144V249H143V246L141 245V247L139 248V250ZM123 249V248H122ZM136 249V248H135ZM1 250V249H0ZM116 250H118V249H116ZM137 250V249H136ZM221 250V249H220ZM2 251V250H1ZM135 251V250H134ZM223 251V250H222ZM221 251V252H222ZM220 252V251H219ZM220 252V253H221ZM138 253V252H137ZM186 253V252H185ZM190 253V252H189ZM188 253V254H189ZM36 254H38V251H36V250H33V249H31V250H29L28 248H27V250H26V252H21L20 253V255H19V253H18V255L19 256H17L16 257V259L14 260L17 264H20L24 259H27V258H30V257H33V256H35ZM40 254L42 255V256H44V257H52V255H53V253L49 250V249H45L44 251H42V252H40ZM66 253H60V252H57V256H58V258H63V256H65L66 257V255H65ZM183 254V253H182ZM181 254V255H182ZM187 253L185 254V255H188ZM191 254H193V258H195L196 256H194V253H193V251L191 252ZM190 254V255H191ZM243 254V253H242ZM55 255V254H54ZM85 255V254H84ZM181 255L179 256V261L181 260V262L182 263H184V260L181 258ZM82 256V255H81ZM86 256V255H85ZM182 256H184V255H182ZM189 256V255H188ZM187 256V257H188ZM79 257V256H78ZM84 257V256H83ZM91 257V256H90ZM262 257V256H261ZM53 258H54V256H53ZM56 258L57 257H55V260H56ZM70 258V257H69ZM67 259L66 258V260L64 261V264H84V262L82 261H80V260H70V259ZM89 258V257H88ZM177 258V257H176ZM208 258V257H207ZM50 259V258H49ZM72 259V258H71ZM100 259V258H99ZM98 259V260H99ZM148 259V258H147ZM149 259H152L151 257H149ZM178 259V258H177ZM190 259L192 260V255H191V257L189 258V260L186 258V262H187V260L189 261V264H190ZM206 259V258H205ZM210 259V258H209ZM250 259V258H249ZM253 259V258H252ZM256 259V258H255ZM254 259V260H255ZM62 260V259H61ZM231 260V259H230ZM152 261H154V259L152 260ZM176 261V260H175ZM174 260H173V262H175ZM193 261V260H192ZM228 261V260H227ZM260 261V260H259ZM58 262V261H57ZM149 261H147V264H149L148 263ZM160 262V261H159ZM170 262H172V261H170ZM181 262H179V263H181ZM185 262V263H186ZM229 262V261H228ZM227 262V263H228ZM154 263H155V261H154ZM197 263H199V262H197ZM203 263H208L206 260L203 262ZM47 264H54V263H52L51 261L49 262V263H47ZM61 264V263H60ZM63 264V263H62ZM160 264V263H159ZM221 264V263H220ZM224 264V263H223Z\"/></svg>", "mask_w": 264, "mask_h": 264}, {"label": "clouds", "instance_id": "clouds-1", "mask_svg": "<svg viewBox=\"0 0 264 264\" xmlns=\"http://www.w3.org/2000/svg\"><path fill=\"white\" fill-rule=\"evenodd\" d=\"M225 67H230V66L226 65Z\"/></svg>", "mask_w": 264, "mask_h": 264}]
</instances>
